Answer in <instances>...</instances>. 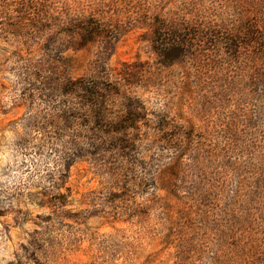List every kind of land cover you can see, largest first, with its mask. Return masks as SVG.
Returning <instances> with one entry per match:
<instances>
[{
    "label": "rangeland",
    "instance_id": "rangeland-1",
    "mask_svg": "<svg viewBox=\"0 0 264 264\" xmlns=\"http://www.w3.org/2000/svg\"><path fill=\"white\" fill-rule=\"evenodd\" d=\"M0 264H264V0H0Z\"/></svg>",
    "mask_w": 264,
    "mask_h": 264
},
{
    "label": "trees",
    "instance_id": "trees-1",
    "mask_svg": "<svg viewBox=\"0 0 264 264\" xmlns=\"http://www.w3.org/2000/svg\"><path fill=\"white\" fill-rule=\"evenodd\" d=\"M157 22L154 23L151 32V42L153 50L161 59L163 64H171L194 52L195 43L199 38V33L196 29H191L188 25H178L173 22H168L157 17ZM89 34L88 41H91L97 35H101L103 30L97 27ZM86 33V32H85ZM82 80H69L64 84L66 94H76L81 86ZM85 88L83 95L85 105L88 111L95 112V119L104 129L108 131L125 130L134 119L130 117H120L115 119L108 108V98L102 87H98L87 82L82 84ZM131 124V123H130Z\"/></svg>",
    "mask_w": 264,
    "mask_h": 264
}]
</instances>
